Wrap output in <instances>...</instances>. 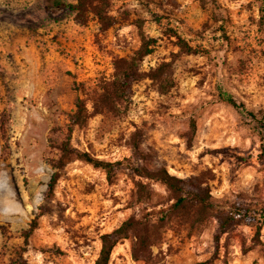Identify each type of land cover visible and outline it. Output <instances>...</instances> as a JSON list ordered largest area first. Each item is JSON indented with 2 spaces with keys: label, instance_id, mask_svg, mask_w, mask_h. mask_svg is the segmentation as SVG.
Returning a JSON list of instances; mask_svg holds the SVG:
<instances>
[{
  "label": "rangeland",
  "instance_id": "1",
  "mask_svg": "<svg viewBox=\"0 0 264 264\" xmlns=\"http://www.w3.org/2000/svg\"><path fill=\"white\" fill-rule=\"evenodd\" d=\"M0 24L35 47L0 58V264H96L130 219L152 264H264V0H0ZM74 116L71 149L113 173L76 155L59 168ZM137 168L206 189L212 209L175 210ZM135 243L110 264H145Z\"/></svg>",
  "mask_w": 264,
  "mask_h": 264
},
{
  "label": "trees",
  "instance_id": "2",
  "mask_svg": "<svg viewBox=\"0 0 264 264\" xmlns=\"http://www.w3.org/2000/svg\"><path fill=\"white\" fill-rule=\"evenodd\" d=\"M181 43L182 46L185 47V49H187L188 51H193L192 48L188 46L185 42ZM141 51L143 52L144 56L150 55L152 53V50H149L148 46L144 47ZM221 99L232 107H234L235 109H237L238 111H240L242 114H245L252 118H256L255 114L248 110V108L244 104L238 103L232 94L222 92ZM77 124H79V117L74 116L70 125L68 143H65L64 146L61 148L63 156L61 158V165L59 166V168H61L63 166L64 161L68 160L72 155H76L78 158L85 160L86 162L91 163L96 167L106 169L109 174L113 173L116 167L121 166V162L116 164L107 163L99 159L93 158L88 153L72 150L69 144V140L71 139L73 127ZM1 132L4 136L5 123H2L1 125ZM135 173L142 179L160 182L166 185L172 192L176 193L179 197L177 198V203L174 205L175 210H186L193 208L195 209L200 207V210L207 212L213 207V203L211 202V196L206 189L200 188L194 184H188L176 178L175 176H172L165 168L156 171H151L147 168H137L135 169ZM139 187L141 190H144L146 188V186L143 184H140ZM228 220L230 223V221H233V217H229ZM229 223L225 222L222 223L220 226L219 233L216 236L217 248H219L220 246L221 236L225 234L228 230ZM148 228L149 227L145 224L140 223L135 219H130L114 232L103 235L102 249L100 251L98 259L96 260V264H110L112 254L116 246L120 243L121 240L130 238L132 233H134L136 237V243L134 244L133 248V257L137 260H142L145 264H152V258L151 254L149 253V248L154 244L152 239L153 235H148V233H140L142 230H146L147 232Z\"/></svg>",
  "mask_w": 264,
  "mask_h": 264
},
{
  "label": "crops",
  "instance_id": "3",
  "mask_svg": "<svg viewBox=\"0 0 264 264\" xmlns=\"http://www.w3.org/2000/svg\"><path fill=\"white\" fill-rule=\"evenodd\" d=\"M2 25L0 24V58H3V54L7 51H15V53L17 52V56L21 55L24 58H26L28 60V62L30 63V61H32L35 57V47L32 45V43L29 41V39L23 38V49H22V53H20L19 50H21L19 48V42L20 39H18L17 43H14L13 45V40L11 38H8L6 36V34L3 32L2 30ZM29 70V69H28ZM29 79L32 80L33 76L31 77V73L29 72ZM0 81L2 82L3 80L0 77ZM4 115V114H3ZM2 115V117H3ZM1 117V116H0Z\"/></svg>",
  "mask_w": 264,
  "mask_h": 264
}]
</instances>
